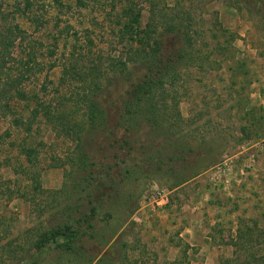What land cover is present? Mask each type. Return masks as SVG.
<instances>
[{"label":"rangeland","instance_id":"obj_1","mask_svg":"<svg viewBox=\"0 0 264 264\" xmlns=\"http://www.w3.org/2000/svg\"><path fill=\"white\" fill-rule=\"evenodd\" d=\"M156 42L158 124L127 134ZM88 193L77 253L37 250ZM0 264H264V0H0Z\"/></svg>","mask_w":264,"mask_h":264},{"label":"trees","instance_id":"obj_2","mask_svg":"<svg viewBox=\"0 0 264 264\" xmlns=\"http://www.w3.org/2000/svg\"><path fill=\"white\" fill-rule=\"evenodd\" d=\"M26 6L29 8L30 2H27ZM122 16L127 19L124 23L125 30L132 35V39H135V35H137L138 32L133 29L140 25L138 14L134 12L133 8H129L128 10L123 11ZM148 29L149 31L147 30L144 32L145 35H150L154 31V28L151 26H149ZM170 31L178 33L174 27H170ZM140 41L143 42V40ZM143 45H145L144 42ZM160 50H162V47L159 42H156L155 46L151 47L149 52L146 50L145 52L143 49L140 50L142 54H144L143 57L141 56L140 62L142 66L141 68L145 72L140 79L134 80L132 87L128 91L129 94H132L133 98L124 103V107L122 108L121 113L118 116V121L116 122L117 126L122 128L127 134H136L135 132L139 131L144 125L156 126V124H158L156 118L157 109L154 108L155 104L152 103L153 100L151 94H153V91L157 86L160 87L164 84L165 73L169 71L170 67V62L164 60ZM17 91L16 93H19ZM98 105L99 104L95 101H92L88 110V117L92 124V130L97 132L99 129H105L108 122L106 111ZM114 142L121 145L120 149H123V146L130 145L129 139H127L125 135ZM78 160L79 167L83 172H97V163L92 161L83 151L80 152ZM125 172L130 171L127 169ZM92 173L90 174L91 179H93ZM83 199H88L89 203L93 205L97 203L98 200L97 198L93 199L92 195L89 193L86 195L81 194L73 206L66 208L68 213H66V211L64 212L67 215L65 217H67L68 222L53 227L47 231L45 234L46 238L42 243L37 245V250H41L42 248H45L46 245H49L62 251L77 253L79 242H81L83 236L87 234L86 230L90 229L91 233L95 231L93 223L87 218V216L85 218H74L75 213L77 215L78 213H82L83 206L81 202ZM97 210L96 206H92V215H95Z\"/></svg>","mask_w":264,"mask_h":264}]
</instances>
